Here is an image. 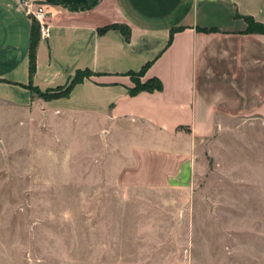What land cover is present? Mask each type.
Here are the masks:
<instances>
[{"label":"crops","instance_id":"1","mask_svg":"<svg viewBox=\"0 0 264 264\" xmlns=\"http://www.w3.org/2000/svg\"><path fill=\"white\" fill-rule=\"evenodd\" d=\"M26 1L31 11L48 5V29L30 78L35 21L22 0H0V110L11 125L20 115L23 131L67 141L75 159L98 161L116 187L189 190L217 129L264 124V33L244 19L264 26V0ZM111 25L127 26L129 39L99 32ZM146 65L140 81L161 90L130 95V73ZM78 71L93 76L67 97L28 88L64 87Z\"/></svg>","mask_w":264,"mask_h":264},{"label":"rangeland","instance_id":"2","mask_svg":"<svg viewBox=\"0 0 264 264\" xmlns=\"http://www.w3.org/2000/svg\"><path fill=\"white\" fill-rule=\"evenodd\" d=\"M9 119L0 110V264H264V124L217 129L189 190H152L118 188Z\"/></svg>","mask_w":264,"mask_h":264},{"label":"trees","instance_id":"3","mask_svg":"<svg viewBox=\"0 0 264 264\" xmlns=\"http://www.w3.org/2000/svg\"><path fill=\"white\" fill-rule=\"evenodd\" d=\"M248 24V32H262L264 33V26L256 24L251 18L245 17L244 18ZM113 28L119 30L123 36L125 37L126 40L129 39V28L124 25H111L107 28L104 29H99L100 33L105 32L106 30ZM176 32V30H172L170 33V40L173 36V34ZM38 25L37 23H33L32 29H31V38H30V47H29V77L32 78V75L35 70V52H36V47L38 43ZM170 42V41H169ZM148 65H146L144 68H142L138 73H130L134 87L129 89L130 95H135L140 91L148 90V91H160L161 90V84L158 80L156 79H150L147 80L146 82H141L140 78L144 75L146 68ZM93 76L92 72L90 71H78L74 75V77L68 82V84L64 87H57L56 89L53 90H47L45 92H41L36 88L31 87V85L28 86L30 91L33 94H37L40 98L44 100H52V99H57V98H62V97H67L71 89L76 85L79 84L84 80V78H90ZM57 90H61L59 93H56Z\"/></svg>","mask_w":264,"mask_h":264},{"label":"built area","instance_id":"4","mask_svg":"<svg viewBox=\"0 0 264 264\" xmlns=\"http://www.w3.org/2000/svg\"><path fill=\"white\" fill-rule=\"evenodd\" d=\"M22 6H26V12L32 17V19L37 23L38 30L41 35H45L47 33V24H46V17L48 15V5L39 4L35 7L33 11L28 9L27 1L22 0Z\"/></svg>","mask_w":264,"mask_h":264}]
</instances>
